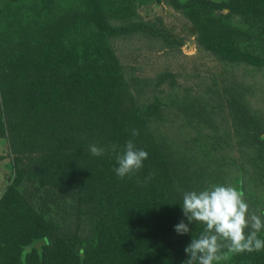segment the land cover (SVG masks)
Segmentation results:
<instances>
[{
  "label": "trees",
  "instance_id": "obj_1",
  "mask_svg": "<svg viewBox=\"0 0 264 264\" xmlns=\"http://www.w3.org/2000/svg\"><path fill=\"white\" fill-rule=\"evenodd\" d=\"M7 1L13 13L0 17V139L20 159L17 167L27 175L34 172L54 194L44 201L39 195L33 202L20 199L22 205L13 197L14 202L2 200L0 235L14 232V244L5 241L2 251L22 256L24 245L36 243L37 251L53 255V264L59 263L58 255H66L65 264H184L185 247L204 226L189 223L191 231L182 235L174 230L182 219L188 223L182 193L210 183L234 185L236 168L206 145L194 147L204 141L197 135L178 147L159 141L167 112L152 103L150 86L141 88L140 77L127 75L113 40L161 32L139 22L114 26L112 19L121 17L131 0ZM171 1L202 31L218 10L211 0ZM111 6L118 13L111 14ZM0 9L7 12L5 4ZM233 10L248 16L242 8ZM248 25L263 35L264 22ZM214 30L200 32L198 45L224 60L260 61L226 48ZM132 129L139 131L136 147L148 157L139 171L120 178L115 154L106 150L93 156L89 145L122 149L133 139ZM247 159L241 191L259 214L264 211V155L251 153ZM259 235L264 238V230ZM222 253L226 260L214 264H264V249ZM5 259L0 254V264L23 263Z\"/></svg>",
  "mask_w": 264,
  "mask_h": 264
},
{
  "label": "rangeland",
  "instance_id": "obj_2",
  "mask_svg": "<svg viewBox=\"0 0 264 264\" xmlns=\"http://www.w3.org/2000/svg\"><path fill=\"white\" fill-rule=\"evenodd\" d=\"M131 1L121 17L114 16V26L139 22L161 34L152 36L139 32L117 37L113 44L127 75L140 77L142 81L137 85L141 88L150 86L149 90L155 95L152 103L167 112V117L159 124V130L163 132L159 141L176 147L182 145L178 142L186 137H201L204 141L194 147L206 145L229 162L231 168L234 166V185L241 190L243 166L249 161L248 156L251 153L264 155V33L259 34L255 26L248 25L249 21L264 22V0H211L217 2L218 10L206 20L203 31L198 30L170 0ZM1 3L5 4L7 12L0 9L3 14L0 17L6 20V14L13 13V9L10 10L7 0H0ZM111 7L108 8L111 14L118 13L117 6ZM239 8L248 16L234 14L233 9ZM214 29L227 42L226 48L252 55L260 61L224 60L198 45L200 32L212 35L216 34ZM0 156H3L0 158V203L3 199L10 203L17 198L18 204L22 205L20 199L33 202L32 198L39 195L44 201L48 194H54L49 183L34 172L27 175L25 169L17 167L20 159L9 153L5 139H0ZM260 199L264 202V198ZM46 205L52 206V203ZM25 233L24 239L26 237L28 242L29 234ZM13 234L8 229L0 235V254L5 260L9 263L21 259L22 264H53V255L43 249L37 251L36 243L26 242L22 256L16 250L4 253L5 241L14 244ZM67 247L74 251L73 245ZM33 254L37 255L32 257ZM26 255H29L27 261ZM64 256L55 257L58 264H65ZM67 264L74 263L68 261Z\"/></svg>",
  "mask_w": 264,
  "mask_h": 264
},
{
  "label": "clouds",
  "instance_id": "obj_3",
  "mask_svg": "<svg viewBox=\"0 0 264 264\" xmlns=\"http://www.w3.org/2000/svg\"><path fill=\"white\" fill-rule=\"evenodd\" d=\"M137 129L131 130L133 139L126 141L122 149L111 144L105 147L89 145L93 156H102L105 151L115 154L120 178L132 175L143 167L147 151L137 148L134 138ZM182 211L188 223L182 219L174 226L177 234L191 231L189 223L202 224L203 230L193 236L184 251L188 258L184 264H214L224 259L222 249L231 253L253 252L264 249V238L259 233L264 230V211L259 214L252 210L245 194L236 185L210 183L202 189L187 190L182 193Z\"/></svg>",
  "mask_w": 264,
  "mask_h": 264
}]
</instances>
